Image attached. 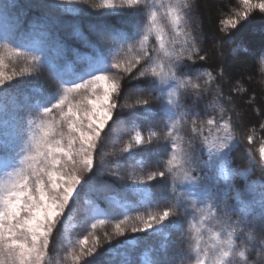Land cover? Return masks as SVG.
I'll return each mask as SVG.
<instances>
[{"label": "snow or ice", "instance_id": "obj_1", "mask_svg": "<svg viewBox=\"0 0 264 264\" xmlns=\"http://www.w3.org/2000/svg\"><path fill=\"white\" fill-rule=\"evenodd\" d=\"M80 2L81 0H57L56 5L51 3L34 5L45 9L46 12L33 25L31 32L24 33L19 28L13 32L11 28H15L16 25L4 23V31L0 33V93L18 89L19 84L32 75V73L5 75L3 68L7 52L21 53L23 51L34 61L33 67H49L61 80L64 79L63 73L57 71V64L53 61L65 59L68 49L56 38L60 21L50 12L53 7L76 5ZM241 3L242 10L235 11L234 15L220 22L221 31L228 32L226 36L220 38L222 46L233 41V33L228 30H237L238 26L243 27L242 22L250 20L254 9L259 10L258 15L264 14V0H241ZM0 6L6 14L14 5L0 0ZM99 7L104 10L101 15L119 14L124 11L148 13L147 23L138 24L135 27L137 35H142L139 56L143 57L146 65L151 63L152 66L150 71L140 70L136 78L150 77L141 82L151 89L149 96L156 93L155 99L160 102L159 108L156 109V116L150 117L152 122L175 119L176 111L180 108L179 101L173 99L175 91L180 88L186 90L189 85L194 90L200 87L199 84L193 83L191 65L186 61H194L196 56H199L200 60L206 58L199 55L197 47L199 37L181 27L185 24L186 10L189 6L184 3V0H176V3L170 4L167 9V22L173 30H177V36L184 37L182 41H179L178 49L173 47L177 41L166 40V26L155 8L149 7L147 0H144L143 4L141 0H119V3L115 0H103ZM76 10L78 9H65V11ZM78 27V25L73 26L76 30ZM90 28L101 40L111 42L106 46L92 45L95 49V59L72 74L73 80L55 99V103H51L50 106L49 103L42 104L43 113L50 115L55 111L59 119H50L40 124L39 134H33L32 143L27 153L19 159V165L13 163V157L0 152V168L5 170L7 177L6 180L0 181V264H48L46 256L50 239L70 202H73L74 198L78 199L85 189L90 193H99L102 187H106L103 185L98 187L94 177L86 175L93 172L94 153L98 148V142L101 141L102 131L110 121L115 122L113 116L118 107L117 98L121 94L120 79H109L106 71L110 65L117 69L123 67L125 72L131 73L141 61L137 58L127 64H122L120 61L110 62V56L124 48L128 40H122L117 35L116 28L102 21H97ZM260 28L264 31V25ZM153 32L159 42V49L154 50L158 53L155 59L149 50L144 48V41H147L149 34ZM241 49L242 46L237 44L233 51L237 55L243 53L250 56L253 62L259 59L261 70H264V48L259 51L247 48L241 51ZM160 54L163 60L157 62ZM14 77H18V83H13ZM199 78L197 75L196 79ZM127 94L131 95V90ZM77 95L80 99H75ZM138 106L144 109V115H149L151 109L147 98L138 99L135 105L125 103L120 107L135 109ZM28 110L25 104H18L17 116L22 119L20 113ZM130 116L136 119L138 113L132 111ZM117 119H119L118 115ZM207 124H216L217 129H221V126L213 119L207 120ZM193 125L196 130L195 121ZM222 131L225 135L215 138L209 149L207 160H198L197 154L189 156L187 153H182L178 158L174 141H169L166 137L164 141L167 144L166 151L171 152V156L166 160L163 156H159L157 164L162 166L161 170L150 172L146 179H133L128 186L129 191L139 194L142 202L148 206H159L158 197L162 194L156 193L149 198L150 189L155 193L156 188L152 182L157 177L161 180L173 177L180 179L181 184L177 187L181 191L186 188L187 195L192 199H198L201 203L211 202L209 211L207 213L201 211L198 223L193 225L194 259L189 260L188 264H248L250 256L246 255V249L234 243L233 236L236 230L234 228L228 230L226 238L222 236V231L225 226H230L232 216H237L240 224L245 227L247 223L257 221L264 224V187L259 191L258 200L256 189L250 187L238 194V203L229 204L227 201V194L232 189V178L239 177L241 173L238 168L229 164V151L232 147L230 141L233 143L235 141L227 122L222 126ZM21 139H23V133H21ZM248 140H252L251 135L248 136ZM134 143L147 147L152 141L151 138L145 139L137 133ZM123 151L131 155L135 151L133 144L129 143ZM259 158L261 162H264V144L259 149ZM191 165H197L198 168L192 170ZM8 169L11 171H7ZM176 197L177 193L169 192L167 197H163L166 206L162 211L150 213L147 219L141 218L142 227L132 225L130 228L133 233L150 232L155 238L168 240V250L154 259L152 264H176L177 259L185 255L181 241L172 240L170 236L172 231L181 233L183 231V224L179 220L181 213L183 212L185 216L190 214L185 201ZM169 198L174 200V204L167 203ZM257 205L258 216L252 217L251 214L256 212ZM213 208L219 210L217 215H213ZM246 216L249 217L247 223ZM210 220H215L220 225V230L207 227ZM126 223L127 219L120 220L115 224L112 234H104V240L108 241L109 248L104 249L105 259L100 264H109L111 257L124 255L126 249L122 250L120 246L113 247L111 241L113 236L125 234L126 229L123 225ZM95 227L96 224H92V228ZM205 229L209 233V241L206 247H201ZM166 233L169 235L166 236ZM248 239L251 241L256 238L249 234ZM258 243L260 252L264 253V238L259 239ZM78 248V251L72 253L73 264H88L87 258L95 259L100 254L102 244L99 237L89 240V237L85 236L78 241ZM236 257L240 259L237 260ZM112 264H121V262L113 260ZM122 264H133V261L125 259Z\"/></svg>", "mask_w": 264, "mask_h": 264}, {"label": "trees", "instance_id": "obj_2", "mask_svg": "<svg viewBox=\"0 0 264 264\" xmlns=\"http://www.w3.org/2000/svg\"><path fill=\"white\" fill-rule=\"evenodd\" d=\"M5 2H10L14 6L6 14L0 6V33L4 31L5 22L16 25L15 28H11V31L16 32L19 28L21 32L26 33L32 31L33 25L46 12L45 9L34 5L43 3L56 5L57 0H5ZM115 2L119 3V0ZM143 2L144 0H141L142 4ZM147 2L150 8H155L166 26V40L177 41L173 47L178 49L179 41H182L184 37L176 35L177 30L172 29L166 18L168 6L175 4L176 0H147ZM102 3L103 0H81L76 5L52 8L50 14L60 21L56 38L68 49L65 59L53 61L57 64V71L63 73V80L49 67H33L34 61L23 51L5 53L3 68L5 75L32 73L25 82L19 84L18 89L0 93V99L3 97V102L12 111L16 110L17 105L21 103L28 107V111H33V102L37 99L49 100L54 97L63 85L71 83L74 72L95 59V49L92 45L106 46L111 42L101 40L95 32L91 31L90 26L97 21L113 26L122 40H128L124 48L110 56V62L120 61L122 64H127L137 58L141 61L131 73L125 72L123 67L117 69L109 65L107 68L106 75L109 79H120L121 94L117 98L118 107L113 116L115 122L110 121L102 131L101 141L98 142V148L94 153L93 172L86 174L94 177L98 187L102 185L106 187H102L99 193H90L85 189L78 199L74 198L73 202H70L50 239L46 256L48 264H73L72 253L79 250L78 241L85 236L89 237V240L93 237L100 238L102 244L100 254L95 259L87 258L88 264H100L105 259L104 249L109 248L108 241L104 240V234H112L115 224L125 219H127V223L123 225L126 229L125 234L113 236L111 245L120 246L126 251L123 256L111 257L109 264H112L113 260L120 261L122 264L125 259L133 261V264H152L154 259L165 254L168 250L167 239L155 238L150 232L133 233L130 228L132 225L142 227L141 218L147 219L150 213L162 211L166 206L163 197H167L169 192L177 193L176 198L183 199L189 207L186 194L177 187L176 178L169 177L167 180H161L157 177L152 182L156 186L155 193L150 189L149 198L156 193L162 194L158 197L159 206H148L140 202V195L129 191L128 186L133 179H146L150 172L161 170L162 166L157 164L159 156H163L165 160L171 156V152L166 151L167 144L164 143L166 137L169 141L174 140L178 158L182 153H187L189 156L197 154L198 160L204 159L201 154V145L205 135L213 127L207 124L209 119L217 123L218 121L227 122L235 141L229 151V164L238 168L241 175L232 178V189L227 194L228 203H238V194L250 187L256 189L258 200L259 191L264 187V162H261L259 158V149L264 144V127H261L264 125V70H261L259 59L253 62L250 56L243 53L237 55L233 51L237 44H240L242 49L247 48L252 51L264 48V31L260 28L264 25V14L258 15L259 10L254 9L250 20L242 22L243 27L238 26L237 30H228L233 33V41L222 46L220 38L226 36L228 32L221 31L220 22L234 15L235 11L243 9L241 0H184L189 7L186 10L185 24L181 27L199 37L197 41L199 55L206 57L205 60H200L199 56H196L194 61H186L191 65L193 83L199 84L200 87L194 90L189 85L186 90L177 89L173 99L179 101L180 108L176 111L175 119H164L154 123L150 117L156 116V109L159 108L160 102L155 99L157 94L153 93L149 96L151 89L141 82L150 77L136 78L140 70L150 71L152 66L151 63L146 65L143 57L139 56L142 35H137L135 27L138 24L147 23L148 13L124 11L119 14L101 15L104 10L99 5ZM66 8L78 10L65 11ZM74 25L79 26L78 30L73 28ZM129 48L131 50H128ZM144 48L149 50L154 59L157 57L158 53L154 50L159 49V42L154 32L149 34L147 41H144ZM162 60L163 57L160 54L157 62ZM197 75L199 79H196ZM13 83H18V77H14ZM137 89L141 91L134 93ZM130 90L132 94L128 95ZM143 98L149 99L150 102L151 111L148 116L143 114L144 109L139 106L135 109L120 107L125 103L135 105L138 99ZM132 111L138 113L136 119L130 116ZM193 121H195L196 130H194ZM137 133L145 139L151 138V145L147 147L136 145L134 141ZM249 135L252 136L251 141L248 140ZM129 143H132L135 149L131 155L123 151ZM14 150L16 147H12L11 153ZM190 168L196 170L198 166L191 165ZM195 200L199 205L211 203ZM167 203L174 204V200L169 198ZM213 209L214 215H217L219 210ZM251 215L258 216V205L256 212ZM248 219L249 217L246 216V223ZM179 220L183 224L182 233L172 231L170 236L172 240L181 241L185 253L183 258L177 259L176 264H188L191 212L187 216L182 212ZM231 221L230 226L226 227L236 230L233 236L234 243L246 249V255L250 256L248 264H264V253L260 252L258 243L259 239L264 238V224L257 221L247 223L245 227L240 224L237 216H232ZM210 222L215 227L219 226L215 220ZM92 224H96V227L92 228ZM249 234L256 239L250 241ZM168 235L166 233V236ZM144 252L148 254L147 262L141 260Z\"/></svg>", "mask_w": 264, "mask_h": 264}, {"label": "rangeland", "instance_id": "obj_3", "mask_svg": "<svg viewBox=\"0 0 264 264\" xmlns=\"http://www.w3.org/2000/svg\"><path fill=\"white\" fill-rule=\"evenodd\" d=\"M69 84L63 85L60 88L59 92L49 100L37 99L35 102L32 103L33 111H26V112L20 113V117H22V119L17 116L16 110L12 111L7 108L6 103L3 102L2 100L3 97H1L0 99V152H3L5 153V155L13 157V163H15L16 165H19V159L24 154L27 153V149L32 143L33 134H37V135L39 134L40 124L42 122L49 121L50 119H53V120L59 119L58 113L55 111L50 115L43 113L42 104L49 103V106H50L51 103H55V99L63 92V89L65 87L69 86ZM135 92L136 90L134 91V93ZM71 98L72 96L70 95V99ZM76 99H80V96H77ZM37 109H39V111H37ZM218 124L221 126L220 130L217 129V125L213 124L212 130L208 132L207 135H205V137H207V140H205V137H204L202 145H201V150H202L201 154L204 156V159L200 158V160H207L209 156V149L211 148V145L214 143L215 138L218 136L225 135V133L222 131V126L224 125V123L218 121ZM21 133H23V139H21ZM230 143L233 145V142L230 141ZM12 147H16V150H14L11 153ZM7 171H11V169H8ZM217 173L219 174V169H217ZM220 178L221 180L223 179L222 176ZM6 179L7 177L5 174V170L3 168H0V181H4ZM176 180H177L176 184L180 185L181 184L180 179L176 178ZM187 191H188L187 189H184L182 193L186 194V197L188 198V201H189V209L191 210L190 211L191 220H190V227H189L190 236H191L189 256L191 260V259H194V253L192 252V246L195 243V241L192 239L193 225L198 223L200 219L201 211L205 213L209 211L210 205L197 204V201L195 199H192L191 197L187 195ZM139 200L140 202H142L141 197ZM212 213L214 215V209L212 210ZM207 227H210L213 230H220V225L215 227L213 226V223L210 221L208 222ZM228 230H230V228L225 226L224 230L222 231V236L224 238H226ZM208 241H209V233L207 232V229H205L204 230V241L201 243V247H206ZM130 244H133V242H130ZM141 260L144 262H147L149 260L148 254L144 252L141 256Z\"/></svg>", "mask_w": 264, "mask_h": 264}]
</instances>
